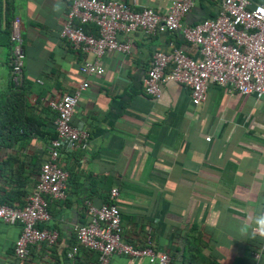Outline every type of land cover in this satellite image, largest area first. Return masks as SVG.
<instances>
[{"label": "crops", "instance_id": "crops-1", "mask_svg": "<svg viewBox=\"0 0 264 264\" xmlns=\"http://www.w3.org/2000/svg\"><path fill=\"white\" fill-rule=\"evenodd\" d=\"M120 1L137 11L151 7L165 14L173 0ZM221 2L195 0L184 24L216 16ZM72 3L0 0V198L13 192L16 179L20 184L27 175L35 179L49 158L57 116L51 101L86 80L90 84L73 118L90 133V145L62 152L70 173L68 196L50 202L51 219L43 223L57 229L59 239L54 245H32L30 256L20 259L15 242L21 225L0 221V264H98V253L83 246L73 256L68 253L79 242L76 226L90 219L86 201L102 205L113 187L120 191L123 235L133 245L144 247L152 234L155 249L169 252L172 264H264V237L253 233L252 219L264 211V97L211 83L207 100L195 105L190 89L171 81L162 83V97L148 94L144 77L156 50L169 51L174 43L202 58L180 31L161 28L135 31L129 35L130 53L108 51L100 61L104 75L87 76L81 71L85 55L60 35ZM13 29L23 37L26 53L21 87L11 75ZM89 31L98 32L94 25ZM13 90L27 99L26 106L17 105L20 113ZM25 118L43 124L25 135L14 127ZM112 261L154 264L125 255Z\"/></svg>", "mask_w": 264, "mask_h": 264}, {"label": "built area", "instance_id": "built-area-1", "mask_svg": "<svg viewBox=\"0 0 264 264\" xmlns=\"http://www.w3.org/2000/svg\"><path fill=\"white\" fill-rule=\"evenodd\" d=\"M194 5L195 0H173L169 10L161 14L151 7L134 10L128 2L120 0H73L60 35L85 55L81 65L85 75L102 76L105 73L100 63L103 56L108 51L130 53L129 35L135 31L155 33L159 28L180 31L199 48L202 58L189 56L174 43L169 51L156 50L144 77L148 94L162 97V83L171 81L188 87L195 105L207 100L211 83L227 85L233 92L253 94L258 99L264 97V1L222 0L216 16L193 25L184 24ZM89 25L97 27L98 32L89 31ZM121 33L127 36L125 40L119 38ZM12 40L11 75L15 87H21L26 57L24 42L14 29ZM90 54L95 56L94 60L87 57ZM89 85L86 80L73 92L50 103L57 111V135L49 145V158L41 166L37 190L26 197L23 206L0 203V221L21 225L15 242V254L20 259L30 256L32 245H54L59 239L57 229L41 228L39 224L51 219L48 198L65 200L68 196L70 173L64 167L62 152L87 149L90 145L88 130L73 123L80 95ZM119 195V188L113 187L108 201L102 205L86 201L90 219L76 226L79 242L68 255H75L83 246L98 253V264H113L114 255L172 264L169 252L155 249L152 234L147 235L144 247L125 240L122 213L116 202Z\"/></svg>", "mask_w": 264, "mask_h": 264}, {"label": "trees", "instance_id": "trees-1", "mask_svg": "<svg viewBox=\"0 0 264 264\" xmlns=\"http://www.w3.org/2000/svg\"><path fill=\"white\" fill-rule=\"evenodd\" d=\"M8 6H9V9L11 10L12 5L10 4ZM14 20H15V18L13 17L11 19V21H10L11 28H12V25H13ZM88 29H89V27H88ZM13 92H14L13 93V96H14L15 105H16L15 106V110L17 111V113H20L22 111V108L21 107H24V106L27 105V102H26L27 99L24 97L25 96L24 94L17 93L14 90H13ZM19 104L21 105V107L17 106ZM1 121H2V119H0V123H1ZM25 121H26V123H24V124L23 123H20V124H17V125L14 126L17 132H20V131L21 132H25V135H27L28 129H31V130H33L34 128L37 129L38 126H40L41 124H43L42 122H38V124H37L36 120H35V123H34L33 120H30L29 118H25ZM10 124H12V123L9 122L8 123V126ZM0 129H1V127H0ZM10 129H11V131H14V128H10ZM47 135H50V134L48 133ZM56 135H57L56 133L54 135L51 134L49 136V140H52L53 138H55ZM1 142H4L3 141V137H0V144H1ZM41 166H42V164H41ZM39 175H40V171H39V174L37 175V177L35 179H33V177H30V175H27L26 176L27 181L24 184L18 183V179H16L17 185H16V188L13 189V192L11 193L12 195L11 194H8L7 197L0 198V203L15 206L14 205V202L16 200H19L24 205L26 201L24 202L23 199L25 197H27L29 194H31V193H33V192H35L37 190V184H38V181H39V179H38L39 178ZM13 180L15 181V179H13ZM30 185H31V187H30ZM13 193H17V196L16 197L13 196ZM48 200H49V205H50V202L52 200H55V199L48 198ZM48 209H49V206H48ZM49 212H50V209H49ZM39 226L42 228L43 227V223H40Z\"/></svg>", "mask_w": 264, "mask_h": 264}, {"label": "clouds", "instance_id": "clouds-1", "mask_svg": "<svg viewBox=\"0 0 264 264\" xmlns=\"http://www.w3.org/2000/svg\"><path fill=\"white\" fill-rule=\"evenodd\" d=\"M255 227L253 228L254 234H259L264 237V211L259 212L255 217L252 218ZM247 228L244 227L241 231H246Z\"/></svg>", "mask_w": 264, "mask_h": 264}]
</instances>
